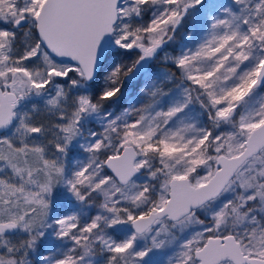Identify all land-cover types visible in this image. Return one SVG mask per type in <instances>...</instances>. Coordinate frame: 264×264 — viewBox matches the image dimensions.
<instances>
[{"label": "snow or ice", "instance_id": "6c2138e0", "mask_svg": "<svg viewBox=\"0 0 264 264\" xmlns=\"http://www.w3.org/2000/svg\"><path fill=\"white\" fill-rule=\"evenodd\" d=\"M165 250L264 264V0H0V264Z\"/></svg>", "mask_w": 264, "mask_h": 264}, {"label": "trees", "instance_id": "16d2710c", "mask_svg": "<svg viewBox=\"0 0 264 264\" xmlns=\"http://www.w3.org/2000/svg\"><path fill=\"white\" fill-rule=\"evenodd\" d=\"M220 2L222 3H226L224 0H220ZM190 27V21L188 23L185 24V26L183 28H181L176 35V40L174 42V44L168 49V51H173L174 49L178 50L180 44L183 42V38L186 34L187 29ZM135 58V54H133L132 57H124V59H134ZM160 66V62H156L154 64V67H159ZM136 91H138V88L136 85H134V87L132 85L127 86L126 88V95L125 98L120 102V104L118 105H114V109L116 111H119L121 108L126 107L127 106V101L130 98L127 93H131V96H134V94L136 93ZM202 122L206 125V126H210V122L207 121L206 116L202 117ZM67 207L70 208V205H67ZM163 254L165 255V257H169L171 255V253L167 252V250L163 251Z\"/></svg>", "mask_w": 264, "mask_h": 264}, {"label": "rangeland", "instance_id": "374dc122", "mask_svg": "<svg viewBox=\"0 0 264 264\" xmlns=\"http://www.w3.org/2000/svg\"><path fill=\"white\" fill-rule=\"evenodd\" d=\"M224 1L226 3L228 2V0H224ZM169 52H172V51L169 50ZM134 85L135 84H133L132 86L134 87ZM136 94H137V91L134 94V96H136ZM85 156H86V154L83 153L78 147L70 149L69 158L72 159L73 163L77 159H83ZM70 207H71V205H70ZM95 211H96V209H92L91 214H94ZM169 258H170V256L165 257V255L163 254V251H160V252H156L155 254H150V256L146 257L145 260H151L153 262V264H168Z\"/></svg>", "mask_w": 264, "mask_h": 264}]
</instances>
